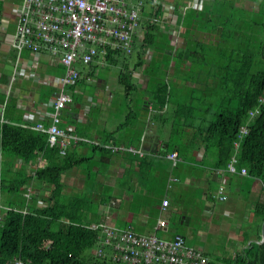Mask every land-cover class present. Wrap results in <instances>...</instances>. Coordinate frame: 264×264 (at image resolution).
I'll return each instance as SVG.
<instances>
[{
	"label": "crops",
	"instance_id": "1",
	"mask_svg": "<svg viewBox=\"0 0 264 264\" xmlns=\"http://www.w3.org/2000/svg\"><path fill=\"white\" fill-rule=\"evenodd\" d=\"M192 1L187 0L181 9L186 12V5ZM217 3L227 18L231 16L236 23L234 28L239 31L246 28V12L258 14L264 0H202V6L212 8L204 14L209 22L194 24V43H197L194 48L207 45L215 51L221 49L218 45L221 27L213 24L211 12ZM0 5V81H7L10 74L17 78L10 97L3 95L7 91L4 85L0 90V125L12 123L34 131L37 123L51 126L56 114L53 98L61 92L71 97V103L60 112L59 127L66 133L65 153L56 146L59 156L67 158L60 178L61 196L66 202L65 211L73 220L87 227H99L100 242L105 237V227L117 232L129 229L138 235H155L166 241L182 235L188 246L202 250L214 264H231L245 257L251 246L264 244V222L255 215V205L264 200L263 183L239 172L233 174L226 165H217L215 152L208 153L190 141L194 129L186 130L188 136L184 137L182 130L180 134L175 132L177 112L181 108L178 105L194 106L195 92L202 90L199 85L212 84L214 77L200 72V66L194 84L184 83L182 77L174 75L173 62L162 58L163 65L157 62L155 68L164 73L174 97L173 103L160 107L152 101L155 83L149 84L148 93L143 88L148 82L147 68L153 64L152 55L146 59L140 56L130 73H122L117 66L118 57L127 54L101 49L90 64H78L81 79L76 85L63 86L60 80L65 68L60 53L48 48L34 51L16 46L24 0H0ZM166 13V22L172 20L174 27L180 26V17L170 11ZM169 27L166 23L165 28ZM183 32L184 28L174 30V43L178 47L185 46ZM99 61L118 69V75L113 77L109 72L110 79L95 78V65ZM125 67L129 70L130 66ZM115 81L126 87L124 93ZM83 84L91 88L85 89ZM203 96L207 102L218 101L211 91ZM36 131L47 134L48 142L54 145L48 133ZM1 141L0 128V214L19 209L11 204L13 200L3 189L4 182L10 189L15 182L26 178L21 194L30 201L28 207L47 208L54 186L37 177L40 170L50 165L45 153L38 152L32 160H25L4 152ZM176 142L181 143L180 150H176ZM174 151L178 153L177 165L169 158ZM221 186L228 195L225 202L216 199ZM164 200L169 201L165 210ZM162 220L166 226L160 228ZM62 221L70 223L66 216ZM107 254L110 257L108 251Z\"/></svg>",
	"mask_w": 264,
	"mask_h": 264
},
{
	"label": "trees",
	"instance_id": "2",
	"mask_svg": "<svg viewBox=\"0 0 264 264\" xmlns=\"http://www.w3.org/2000/svg\"><path fill=\"white\" fill-rule=\"evenodd\" d=\"M186 1L162 3L149 0L147 5H150L151 13L146 23L141 22L133 48L140 46V56L151 48V62L162 65L164 59L168 63L173 62L171 68L174 75L182 77L184 83L194 84L200 66V72H208L209 78L214 77L212 84L199 85L202 90H196L197 96L194 95L192 100L194 106L186 107L188 103L178 105L181 108L177 112L175 132L180 134L182 130L184 137L188 136L186 130L194 129L190 141L208 153L215 152L217 165L228 167L232 159H236L239 173L241 168H246L247 173L243 175L260 180L264 186V3L258 14L246 12V28L239 31L237 27L234 28L236 23L231 16L227 18L226 12L223 13V7L218 3L214 5L211 10L213 24L221 27L218 44L221 49L215 51L207 45L194 48V44H197L194 43V24L209 22L204 14L212 7L194 5L185 12L181 7ZM167 11L181 18L180 26L174 27L172 20L166 22ZM259 16H262L260 21ZM222 17L226 20L223 21ZM166 23L169 28H165ZM178 28H184V47L183 44L178 47L173 41L174 30ZM105 50L115 51L109 47ZM168 63L164 65L168 67ZM155 77L152 101L160 107L173 103L171 84L166 81L160 68ZM207 91L215 93L218 101L207 102L204 96L201 97ZM251 111H255L254 116L250 115ZM242 126H247L249 131L238 138ZM0 128L2 150L7 154L32 160L36 153H45L50 165L40 170L37 177L54 186L48 207L35 210L28 207L30 201L21 194V186L27 182V178L15 182L10 189L4 182L3 189L9 192L13 200L11 204L19 209L3 211L0 264H13L16 258L31 264H116L109 256L102 258L97 252L94 255L86 254L94 247H97V251L102 247L106 249V245L100 242L102 232L101 229L78 224L65 211L60 178L65 169L63 162L67 158L59 156L58 147L50 145L47 134L12 123H3ZM236 141L240 142L238 150ZM176 145V150H180L181 143L176 142ZM24 208L29 211H23ZM255 215L260 222H264V200L255 205ZM64 216L70 223L62 221ZM251 247L245 257H239L231 264H264V244ZM208 264L214 263L208 258Z\"/></svg>",
	"mask_w": 264,
	"mask_h": 264
},
{
	"label": "built area",
	"instance_id": "3",
	"mask_svg": "<svg viewBox=\"0 0 264 264\" xmlns=\"http://www.w3.org/2000/svg\"><path fill=\"white\" fill-rule=\"evenodd\" d=\"M149 0H24L17 26L16 46L40 51L48 48L55 54H61V63L65 75L60 83L63 86L76 85L81 78L78 64L88 65L98 56L101 49L109 47L124 54H131L137 31L143 20L144 11ZM196 7H202V0L196 1ZM194 7V0L186 5V9ZM175 36L173 37V41ZM71 97L61 92L53 98L56 114L51 126L42 123L34 125L36 130L46 132L50 141L58 145L64 154L66 133L60 129V112L71 103ZM255 111L250 115L254 116ZM247 126L239 130L238 138L248 134ZM240 148V142H235ZM169 158L178 164V153L174 151ZM231 173H237L236 159L228 164ZM240 172L246 174V168ZM173 181H177L173 178ZM217 200L225 202V187H220ZM169 205L164 200L162 208ZM3 216L0 214V227ZM162 220L159 227H165ZM98 229L97 226H91ZM105 237L102 244L111 249L110 259L116 264H208V257L196 247L186 244L185 238L176 235L173 240L166 241L157 236H142L132 230L117 232L111 228H103ZM99 257L109 256L106 249L99 248ZM13 264H31L16 258Z\"/></svg>",
	"mask_w": 264,
	"mask_h": 264
},
{
	"label": "rangeland",
	"instance_id": "4",
	"mask_svg": "<svg viewBox=\"0 0 264 264\" xmlns=\"http://www.w3.org/2000/svg\"><path fill=\"white\" fill-rule=\"evenodd\" d=\"M159 1H162V3H166L167 2L166 0H159ZM144 9H145V11H144V15H143L144 17H143L142 23H144V21L146 23V20H148V17H149V15L151 13L150 5H146V8H144ZM258 19L260 21L262 19V16H259ZM249 23L250 22H248V24ZM258 34H260V33L258 32ZM151 55H152V49L151 48H148V49H146V51L144 53H142L141 57H143L144 59H146L147 57L150 58ZM139 57H140V46L139 45H137V48L133 51L132 54H129V55H121V57H118L119 65H117V66H119V68H120L119 72L127 73L129 71V73H130V70L134 66V64H137L138 63ZM100 60L102 61V57L100 58ZM152 63L153 64L149 67V69L147 68V75H148L147 81L148 82L143 87L145 89V92H147V93L149 92V89H150V85L149 84L154 83V80L156 78L155 77V74H156V72H158V68H155V65H156L157 62H152ZM130 64H132V66ZM126 65L130 66L129 67V70L126 69L127 68V67H125ZM109 72L112 74L111 76H113V77H115L114 75H118L117 74L118 73V69L115 70L114 67H112V65H110V64L108 65L107 63H105V65H102V62L99 61L95 65V76L94 77L95 78H103V77H106V78H109L110 79L112 77H107V74ZM114 73H116V74H114ZM115 83H116V86L121 89V92L122 93H124V91H126L125 90V88H126L125 86H123L122 84L120 85L116 81H115ZM84 84H83V88H85V89L91 88L90 85H87V84L84 85ZM139 93L140 94H143L141 92H139ZM235 103L236 102H233V104H235ZM106 251H108L111 254V249L108 246H106ZM96 252H97V247H94L93 249L88 250L86 252V254L87 255H90V254L96 253Z\"/></svg>",
	"mask_w": 264,
	"mask_h": 264
},
{
	"label": "water",
	"instance_id": "5",
	"mask_svg": "<svg viewBox=\"0 0 264 264\" xmlns=\"http://www.w3.org/2000/svg\"><path fill=\"white\" fill-rule=\"evenodd\" d=\"M16 79L17 78H14V76L10 74V75L7 76V81H4V80H3V82L0 81V90L2 89L3 85L5 86V88H7V91L3 92V95H7V97L8 96L10 97L12 95L11 94L12 90L16 89V86H15ZM13 83H15V84L13 85ZM19 84L23 85V83H19ZM19 90H21V86H19ZM0 93H1V91H0ZM4 104L6 105V103H4ZM262 241L264 242V223H263V226H262Z\"/></svg>",
	"mask_w": 264,
	"mask_h": 264
}]
</instances>
